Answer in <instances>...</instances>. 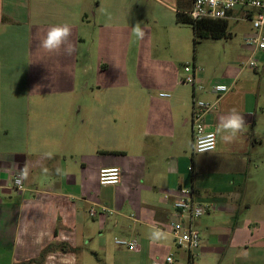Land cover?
<instances>
[{"label":"crops","instance_id":"crops-1","mask_svg":"<svg viewBox=\"0 0 264 264\" xmlns=\"http://www.w3.org/2000/svg\"><path fill=\"white\" fill-rule=\"evenodd\" d=\"M152 1L176 13L192 0ZM242 21L244 35L252 33ZM63 24L75 51L45 52L41 40ZM126 24L125 0H0L1 71L23 85L33 72L38 85L0 86V264H150L169 256L171 264H264V51L243 44L238 57L192 65L206 88L196 98L214 105L205 131L217 132L233 111L247 122L233 142L218 133L215 153L199 155L192 89L180 83L178 67L188 38L174 34L163 45L171 59L152 60L155 80L132 86L123 65ZM249 57L255 69L239 62ZM215 85L228 91L210 92ZM105 168L119 169L116 185L99 184ZM181 187L213 208L196 222L200 247L191 253L174 244L169 225ZM246 226L259 239L241 248ZM132 237L133 251L114 244Z\"/></svg>","mask_w":264,"mask_h":264},{"label":"rangeland","instance_id":"rangeland-1","mask_svg":"<svg viewBox=\"0 0 264 264\" xmlns=\"http://www.w3.org/2000/svg\"><path fill=\"white\" fill-rule=\"evenodd\" d=\"M125 14H126V29H127V46L125 51V58L123 65L127 73V80L132 81V86H137L135 81L139 84L142 82L152 83L155 80L157 72L154 68L152 60L163 59L165 62L170 60L172 48L164 50L163 45L169 46L170 38L179 32H184L185 37L188 38V45L185 47L184 53L179 56L180 63L178 67L181 71L185 65L192 66L199 59L206 61V64L212 66L213 59L221 57L225 60L231 57H238L243 50H245L242 43L244 36V30L248 28L247 22L239 21L234 16L229 21V31L231 36L226 39H210L204 38L198 40L194 44V36L190 25L177 24L175 21L176 13L167 11L166 9L156 5L152 0H125ZM239 15V14H237ZM182 26V27H179ZM137 28L144 32L143 38L137 35ZM157 43V47H155ZM239 60V59H238ZM244 64L247 59L239 60ZM260 68L262 65L259 66ZM18 68V64H14V69ZM175 63L173 62V69ZM181 75V74H180ZM31 84L28 83L20 84L21 76H15L14 82L4 77V74L0 68V86H38L35 82L37 76L31 72ZM26 76L25 78H28ZM104 84L108 78H104ZM97 81L99 80L97 78ZM142 85V84H141ZM139 85V86H141ZM264 85V81L261 82V86ZM47 86V85H46ZM104 86H107L104 85ZM157 86V85H155ZM211 209V208H210ZM209 209V211H210ZM213 208L211 209V211ZM208 212V211H207ZM204 213L203 216H205ZM247 230L245 235L241 238V248L245 246L252 247L258 242V232H253L249 227H245ZM242 243H244L242 245ZM205 242L201 243L203 246ZM200 247V246H199ZM220 248H239L237 245L229 247V244L222 243ZM148 260V259H147ZM221 263H226L223 254L220 256ZM201 259H196V263L200 264ZM241 264L240 261L236 264Z\"/></svg>","mask_w":264,"mask_h":264},{"label":"built area","instance_id":"built-area-1","mask_svg":"<svg viewBox=\"0 0 264 264\" xmlns=\"http://www.w3.org/2000/svg\"><path fill=\"white\" fill-rule=\"evenodd\" d=\"M233 13H236V15H233ZM187 15L192 21L229 20L233 19L234 16H237L236 19L239 21L247 20L251 25L252 33L243 36V44L253 50L264 51V0H192L191 8L187 11ZM242 65L255 69L257 67V61L253 57H249ZM182 71L184 76L180 79V83L192 89V152L196 153L193 145H195L197 138L202 134L212 133L205 131L203 119L205 114L214 108V105L196 98V93H202L206 91V88L202 83L196 81L194 77L195 67L185 65ZM209 90L214 94H223L228 91V87L225 85H215L210 87ZM158 96L160 97V93ZM168 97H170V94ZM112 169L118 170L116 175L118 176L119 182V169L105 168L101 169L98 174V182L100 185H116L118 183H112ZM14 184L20 189L22 187V178L16 177ZM178 191L179 196L171 204L173 216L169 221V225L174 244L191 253L200 246V236L196 229V222L211 206L208 203L195 200L192 190L188 187H181ZM164 198L168 199L169 196L164 195ZM90 214L94 215V211L91 210ZM114 244L130 251L137 248V240L133 237L115 238ZM172 262L173 259L169 256L163 262L154 261L150 264H171Z\"/></svg>","mask_w":264,"mask_h":264},{"label":"clouds","instance_id":"clouds-1","mask_svg":"<svg viewBox=\"0 0 264 264\" xmlns=\"http://www.w3.org/2000/svg\"><path fill=\"white\" fill-rule=\"evenodd\" d=\"M72 35V31L69 25H57L51 27L46 36L41 40L40 47L47 53H59L62 46H65V52L71 55L75 48L69 41V37ZM137 35L141 38L144 36V32L137 28ZM167 92H161V99H166L168 97ZM247 131V122L245 117L240 113L233 111L227 117L223 118L220 127L217 132L202 134L197 138L195 145H193L194 151L199 155H203L205 152L213 154L216 151V135L221 133V139L225 143L233 142L237 136L241 133ZM113 173L112 183L118 182V176L116 173L117 169L111 170ZM26 175V173H25ZM161 233L154 232L152 239L158 240L161 237Z\"/></svg>","mask_w":264,"mask_h":264},{"label":"trees","instance_id":"trees-1","mask_svg":"<svg viewBox=\"0 0 264 264\" xmlns=\"http://www.w3.org/2000/svg\"><path fill=\"white\" fill-rule=\"evenodd\" d=\"M188 11V10H187ZM187 11H178L176 12L175 21L180 25H190L193 36L194 44L200 39L211 38V39H226L231 36L229 31V21L228 20H201V21H192L187 15ZM48 250L46 248L40 254V258L33 260L32 262L41 261L45 252Z\"/></svg>","mask_w":264,"mask_h":264}]
</instances>
